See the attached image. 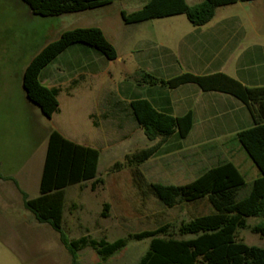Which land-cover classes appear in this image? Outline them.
I'll return each instance as SVG.
<instances>
[{
	"label": "rangeland",
	"instance_id": "374dc122",
	"mask_svg": "<svg viewBox=\"0 0 264 264\" xmlns=\"http://www.w3.org/2000/svg\"><path fill=\"white\" fill-rule=\"evenodd\" d=\"M186 2L192 5L197 1ZM143 4V0H115L83 14L41 17L29 16L23 6L11 0H0L1 173L16 174L18 188L29 198L39 194L44 148L38 147L33 156L27 158L33 145L26 136L18 100L23 66L38 48L55 40L61 32L90 25H98L120 57L127 60L122 64L102 56L106 70L113 76L110 84L107 73L93 81L90 89L84 84L78 86L73 97H68L64 90L59 95L60 113L53 117L52 124L64 136L99 150L97 173L103 181L95 190H91V182L65 190L62 228L69 240L89 236L112 242L212 211L206 199L166 207L152 194L151 183L183 185L222 160H233L248 186L256 178V169L237 143H231L228 148L234 151L227 152L219 141L211 138L204 141L195 136L184 140L169 139L143 164L130 167L125 163V156L151 147L158 140L150 142L145 137L125 106H118L113 112L107 87L125 88L126 83L132 82L131 61L135 53L131 52L135 47L140 50L161 44L173 46L177 38L192 28L183 15L131 25L122 22L120 10H138ZM235 14L237 9L228 6L220 10L217 17ZM247 18L246 31L252 33L254 28L264 38V4L249 8ZM72 49L70 47L61 57L72 53ZM172 54L177 58L175 52ZM166 58L170 60L171 71L156 73V77L170 79L187 73L181 64L173 62L172 55ZM91 113L92 119L88 118ZM115 163L120 167L114 168ZM4 181H0V264H71L70 254L60 242L58 233L47 224L37 223L24 208L16 187ZM260 222L264 220L250 218L247 225L252 227ZM237 240L264 248V237L253 234L249 228L239 230ZM149 242L150 239L128 240L126 247L104 262L91 248H85L78 253V264H138Z\"/></svg>",
	"mask_w": 264,
	"mask_h": 264
},
{
	"label": "trees",
	"instance_id": "16d2710c",
	"mask_svg": "<svg viewBox=\"0 0 264 264\" xmlns=\"http://www.w3.org/2000/svg\"><path fill=\"white\" fill-rule=\"evenodd\" d=\"M21 1L33 15L55 17L104 7L115 0ZM250 1L256 0H203L194 6L188 5L186 0H148L139 10L131 13L122 10L120 16L124 24L131 25L183 15L193 26H203L210 22L216 9ZM76 44L94 49L109 61L117 57L113 45L95 27L65 31L40 50L24 70L22 87L27 100L48 119L59 110L58 90L42 86L39 74L58 55ZM142 80L149 85L160 84L169 89L194 84L202 92L228 94L244 104L252 126L238 132L233 139L257 171L251 184H246L232 161H218L203 169L189 183L149 185L152 194L166 207L206 199L212 209L209 214L181 220L177 224L166 223L112 242L89 236L69 240L62 228L65 190L86 182H91V190H95L103 182L97 173L100 152L76 144L54 130L47 140L38 196L29 198L19 190L24 208L37 223L47 224L58 233L60 242L70 254L71 264H78V253L85 248H91L104 262L126 247L128 240L144 239H150V242L138 264H264V248L237 240V232L247 228L264 237V222L252 227L247 225L250 218L264 220V88H248L222 73L206 76L183 73L168 80L145 74ZM129 108L132 121L145 137L150 142L158 140L151 147L125 156V163L130 167L155 156L171 137L185 139L192 128L190 112L182 117H173L157 111L143 99L131 101ZM113 166L117 168L120 164ZM104 208L106 210L107 205ZM102 216L105 217V213Z\"/></svg>",
	"mask_w": 264,
	"mask_h": 264
},
{
	"label": "crops",
	"instance_id": "0c3cea01",
	"mask_svg": "<svg viewBox=\"0 0 264 264\" xmlns=\"http://www.w3.org/2000/svg\"><path fill=\"white\" fill-rule=\"evenodd\" d=\"M11 1L17 5L23 6L29 16L32 14L28 6L21 0ZM143 1L144 6L148 0ZM196 1L195 4L190 6L197 5L203 0ZM260 4H264V0L236 3L230 5V7L237 9V14L217 17V13L220 12V10L228 8V6L220 7L216 9L213 18L207 24L203 26H193L191 24L192 28L189 29L190 31L177 38L173 46L161 44L152 49L147 48L140 50H135V47L131 52V54L135 53L131 61L133 63V69L130 72L133 75L131 78L132 82L126 83L125 88H119L117 85L114 89H111L110 85L107 87L113 112L117 111L118 106H125L131 118L129 103L138 99L147 100L157 111L169 114L173 117H182L190 112L193 124L186 138L195 136L200 137L204 141L211 138L213 141H219V144L227 152H233L234 150L232 148H228L231 143L235 142L233 137L241 130L252 126L249 112L244 104L228 94L220 92H202L194 84H187L176 89H169L160 84L149 85L144 83L142 82V77L146 74L157 79H162L156 77L155 74L171 71L170 60H167L166 55H172L174 57L173 62L175 61L177 64H181L187 73L196 76L222 73L248 88H264V38L254 31V28L251 29L252 33L249 31L247 32L246 30L248 29L245 28L249 8ZM88 11L90 10H87V12ZM121 11L122 10H120V12ZM134 11L137 10H132L127 13ZM84 12L86 11L82 13L78 12V14H83ZM248 25L250 28V22ZM94 27L99 28L104 35L103 30L98 25L79 28ZM62 33L63 32L58 34L55 40ZM248 40H250V42H248ZM49 43L38 48L35 54L23 66L20 74L21 77H19V106L24 115L23 120L26 126V136L30 137L33 145L27 158L30 159L38 147L44 148L42 168L48 136L54 130L59 132L52 124V120L56 114L60 113V108L50 119L46 118L37 106L27 100L22 87V78L24 70L29 62ZM70 47L74 48L71 51L72 53L66 57H61ZM70 47L43 68L38 77L42 86L58 90V103L59 95L63 90L66 91L68 97H73L74 91L81 84L89 86L90 89L93 81L96 82L101 76H106L105 74L107 73L108 84H110L113 78L111 72L106 70V61H104L102 55L97 51H92V48L80 44ZM173 52L176 53L177 58L172 54ZM116 54L117 57L115 61L122 64L127 61L125 58L123 59L120 57L117 50ZM168 79L169 78H165L162 80ZM92 117V113L88 115V118L92 119ZM61 135L76 144L91 147L81 144L77 140H72L63 134ZM171 138L177 137L173 136ZM230 161L233 162V160ZM2 167L3 158H0V181H2V179L4 180V178L12 179L5 180L4 182L12 183L21 196L19 192L20 189L13 182L14 180L17 184V180L15 179L16 174L4 175L1 173Z\"/></svg>",
	"mask_w": 264,
	"mask_h": 264
}]
</instances>
